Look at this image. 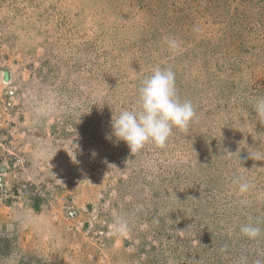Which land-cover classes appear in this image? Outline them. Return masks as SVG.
<instances>
[{
  "label": "rangeland",
  "instance_id": "obj_1",
  "mask_svg": "<svg viewBox=\"0 0 264 264\" xmlns=\"http://www.w3.org/2000/svg\"><path fill=\"white\" fill-rule=\"evenodd\" d=\"M156 66L196 116L133 154ZM260 98L264 0H0V264H264Z\"/></svg>",
  "mask_w": 264,
  "mask_h": 264
},
{
  "label": "clouds",
  "instance_id": "obj_2",
  "mask_svg": "<svg viewBox=\"0 0 264 264\" xmlns=\"http://www.w3.org/2000/svg\"><path fill=\"white\" fill-rule=\"evenodd\" d=\"M169 49L176 52L179 43L165 37ZM256 115L264 120V98L254 104ZM81 116V115H80ZM196 112L191 101L181 100L177 94L175 73L170 67L156 66L151 74L144 77L137 89L136 107L121 110L111 119L112 135L115 142L123 141L130 153L140 152L146 144L163 147L172 135L173 129L187 131ZM232 183L236 185L237 195L244 196L252 187L249 180L237 176ZM246 204V200H241ZM116 230H127L128 222L122 217L116 219ZM240 232L249 239H255L261 233L260 227L249 222L240 226Z\"/></svg>",
  "mask_w": 264,
  "mask_h": 264
},
{
  "label": "water",
  "instance_id": "obj_3",
  "mask_svg": "<svg viewBox=\"0 0 264 264\" xmlns=\"http://www.w3.org/2000/svg\"><path fill=\"white\" fill-rule=\"evenodd\" d=\"M4 76H5V79H7V74L6 73L4 74Z\"/></svg>",
  "mask_w": 264,
  "mask_h": 264
}]
</instances>
